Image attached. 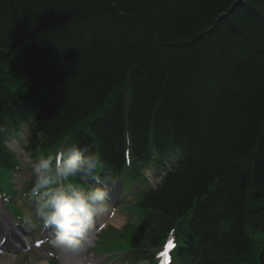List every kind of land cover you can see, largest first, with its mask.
Returning <instances> with one entry per match:
<instances>
[{"label": "trees", "instance_id": "16d2710c", "mask_svg": "<svg viewBox=\"0 0 264 264\" xmlns=\"http://www.w3.org/2000/svg\"><path fill=\"white\" fill-rule=\"evenodd\" d=\"M36 78L25 104L51 98L30 149L91 115L101 153L187 139L191 162L145 198L147 239L192 212L208 264H264L248 232L264 235V0H0V113Z\"/></svg>", "mask_w": 264, "mask_h": 264}, {"label": "clouds", "instance_id": "9594fccd", "mask_svg": "<svg viewBox=\"0 0 264 264\" xmlns=\"http://www.w3.org/2000/svg\"><path fill=\"white\" fill-rule=\"evenodd\" d=\"M103 168L102 157L76 141L34 163L29 195L50 230L51 247L65 257H83L95 243L96 222L107 211L111 191L101 180Z\"/></svg>", "mask_w": 264, "mask_h": 264}, {"label": "bare ground", "instance_id": "6f19581e", "mask_svg": "<svg viewBox=\"0 0 264 264\" xmlns=\"http://www.w3.org/2000/svg\"><path fill=\"white\" fill-rule=\"evenodd\" d=\"M237 6L234 8L233 14H235V13L238 14V12L241 13L240 10H237L236 9ZM240 15L243 16L242 13ZM66 28H68V27L61 26L59 28L52 29L49 35L51 37H53V38H56V36H58V35L60 36L61 33L63 32V29H66ZM47 36H48V34L46 35V37ZM139 63H140V61L137 60V58L131 59L128 62V66L130 65L128 68L132 67L133 65H138ZM40 81L41 80H39L37 78H36V80L35 79H31L30 80V84L33 82L32 84L35 85V83L37 82V84L40 85L42 83V81L41 82ZM44 97H45V99H43V100H39L38 99L37 102L33 103V107H35L38 111L43 110V109H46L48 107V105H49V101H50L51 96L47 94V95H44ZM110 97H111V95H108L107 100H103V105H105V107L108 104L106 101H108V99H110ZM20 115L23 118H25L26 120L35 122L37 125L39 124V118H37V116L35 114H33V113L21 111L20 112ZM91 122H92V120L90 119V117H86L82 121H80V119H79V121L73 123V125L71 126V129H73V130H78L79 129V133H81L83 131V129L86 128V126L88 124H90ZM156 139H158V138H156ZM187 145H188V140L187 139H185V140H183V141H181L179 143H175V144L174 143L171 144V142H170L169 139H166V140L160 142V146H161L162 149H166V148H168V149L178 148V149H180V150L183 151V164L181 165L180 168H182L183 166H185L186 164H189L191 162L192 155L187 153ZM205 201L206 200L204 198L200 202H196V204L197 205H203ZM4 229H5L6 233L9 234V228H8V226L5 225L4 226ZM260 253L261 252L254 253L253 258L254 259H258L259 256H260ZM58 257H59L60 262L62 264H67V262L70 259L72 261H77L78 264H82L81 260H79V259L75 260L76 258L74 259V257L73 258L65 257L61 253H59ZM90 258H91V256L90 257H87L86 258V262L89 263L90 262ZM39 264H45V262H42V263H39Z\"/></svg>", "mask_w": 264, "mask_h": 264}, {"label": "rangeland", "instance_id": "374dc122", "mask_svg": "<svg viewBox=\"0 0 264 264\" xmlns=\"http://www.w3.org/2000/svg\"><path fill=\"white\" fill-rule=\"evenodd\" d=\"M61 142H65L64 140H62ZM51 154V153H50ZM18 158V157H17ZM21 160H23L22 158H20L19 157V159H18V161H21ZM20 174V173H19ZM19 174L17 173L16 175H15V180L13 179V182L15 183H20V185L19 184H17V185H19V186H21V188H22V184H21V178L22 177H20L19 176ZM26 174L28 175V177L30 176V174L28 173V172H26ZM23 178H25V179H28L27 177H23ZM18 180V181H17ZM135 210V209H134ZM132 217L136 220L137 219V214L133 211L132 212ZM134 219H131V221H129V224L131 225L135 220ZM127 220H130L129 218L127 219ZM122 228V227H121ZM115 229H117V228H115ZM118 231H119V229H118ZM105 232H107L108 233V230H106ZM107 236H108V234H107ZM105 238H107V237H105ZM254 238V240H256V239H259V237H253ZM108 239V238H107ZM97 240H98V238H97ZM109 240V239H108ZM108 244H110L111 245V240H109L108 241ZM127 249H128V251H129V248L127 247ZM56 255V254H55ZM31 257H32V262H31V264H39L38 262H35V261H38V260H42V259H47V256H45L42 252H33L32 254H31ZM48 260V259H47ZM47 260H45V261H47ZM56 264H60V260H59V258H56ZM142 264H143V262H142ZM148 264H150V263H148Z\"/></svg>", "mask_w": 264, "mask_h": 264}]
</instances>
